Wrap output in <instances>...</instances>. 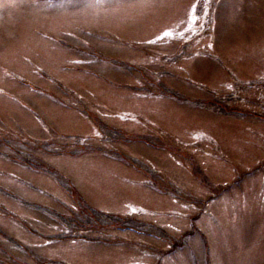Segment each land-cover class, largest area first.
<instances>
[{"label":"rangeland","instance_id":"obj_1","mask_svg":"<svg viewBox=\"0 0 264 264\" xmlns=\"http://www.w3.org/2000/svg\"><path fill=\"white\" fill-rule=\"evenodd\" d=\"M52 175L138 227L56 240ZM0 229V264H264V0H0Z\"/></svg>","mask_w":264,"mask_h":264},{"label":"trees","instance_id":"obj_2","mask_svg":"<svg viewBox=\"0 0 264 264\" xmlns=\"http://www.w3.org/2000/svg\"><path fill=\"white\" fill-rule=\"evenodd\" d=\"M115 132L119 130H114V129H109V132ZM121 133V132H120ZM133 139H139V140H145L142 136H137V135H129L126 134V136H122V142L129 143ZM148 142V141H147ZM153 146H157L156 143L151 142L150 143ZM85 148H82L83 150ZM8 153H2V155L6 156ZM27 153L21 148H16L15 147V159L16 161H19V158H24V159H29L31 158L30 156H25ZM27 157V158H26ZM32 161H36L37 165H42L41 162H38L35 159H30ZM122 160L127 162L125 158L122 157ZM20 162V161H19ZM28 165H31V163H27ZM26 165V164H25ZM27 166V165H26ZM28 167V166H27ZM45 167V166H43ZM46 169L44 170L45 173H57L54 169L45 167ZM35 169V168H34ZM52 177L62 185V188L66 191L68 196L72 199L74 205L73 207H68L67 212H63L64 216H61L59 219V215H56V219L58 222L62 224V233H58L54 235L53 237H56V240L60 239H66L70 238L71 236L79 237L85 235V232L83 230V227L87 226L88 228H95V229H103L106 227H119V226H132V227H138L135 225V223H132L130 218L129 220L126 221L125 219L123 221H119L117 219V216L109 214V213H104L97 211L95 209H92L91 206L85 203V201L82 199V197L79 195L77 189L75 186L66 178V177H60L58 178L55 175H52ZM75 227V228H73ZM57 233V232H56ZM187 234V233H186ZM184 235V234H183ZM0 236H3L4 239H6L8 242L14 243V245H18V241L16 239H12L9 235H7L3 230L0 229ZM2 238V237H1ZM17 241V242H16ZM24 252H26L31 260L29 262H26L24 259L17 258L14 256L10 251L3 250V253L5 254L6 257H9L11 259L12 264H65L62 261L55 260V259H49V258H40L32 255L30 251L26 248H22ZM2 252V251H1Z\"/></svg>","mask_w":264,"mask_h":264},{"label":"snow or ice","instance_id":"obj_3","mask_svg":"<svg viewBox=\"0 0 264 264\" xmlns=\"http://www.w3.org/2000/svg\"><path fill=\"white\" fill-rule=\"evenodd\" d=\"M168 34H169V33H167V32H166V33H164V35H165V36H167Z\"/></svg>","mask_w":264,"mask_h":264}]
</instances>
